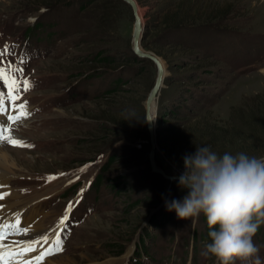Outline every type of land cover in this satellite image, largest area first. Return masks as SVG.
<instances>
[{
  "label": "rangeland",
  "instance_id": "rangeland-1",
  "mask_svg": "<svg viewBox=\"0 0 264 264\" xmlns=\"http://www.w3.org/2000/svg\"><path fill=\"white\" fill-rule=\"evenodd\" d=\"M135 2L143 29L139 49L163 67L151 110L153 162L170 179L152 171L148 162L144 114L156 68L131 53L129 7L120 0L66 5L0 0V53L8 46L0 68L23 69L22 76L19 71L13 75L32 87L24 92L21 84L17 101L33 106L28 123L16 121L10 127L15 139L31 147L0 143L15 163L4 187L20 198L10 213L34 217L32 223L40 221L46 232L48 241L37 243L42 247L38 256L57 235L63 242L62 251L45 255L42 264H186L195 256L197 264H216L215 258L202 255L209 243L202 238L207 223L164 210L165 200L182 201L187 194L178 186L183 158L197 147L218 155L264 157V0ZM35 20L41 27L30 30ZM240 66L246 67L233 70ZM0 91L7 94L2 81ZM254 130L258 140L246 150L230 143L237 134ZM107 157L112 163L101 174L100 186L87 190L89 180L82 177L73 196L78 183L68 188L67 173L83 172L92 164L88 176L93 179ZM54 173L59 174L49 184L28 179ZM66 211L68 222L60 225ZM151 217L155 227L148 225ZM24 236L9 235L14 241ZM138 237L142 247L133 256ZM253 243L264 264V224ZM119 246H125L123 253L111 254Z\"/></svg>",
  "mask_w": 264,
  "mask_h": 264
},
{
  "label": "clouds",
  "instance_id": "clouds-1",
  "mask_svg": "<svg viewBox=\"0 0 264 264\" xmlns=\"http://www.w3.org/2000/svg\"><path fill=\"white\" fill-rule=\"evenodd\" d=\"M183 160L178 186L187 194L182 201L165 200L166 210L184 220L203 214L211 240L202 252L206 259L215 258L216 264H262L253 237L264 224V157L243 152L218 155L197 147Z\"/></svg>",
  "mask_w": 264,
  "mask_h": 264
},
{
  "label": "snow or ice",
  "instance_id": "snow-or-ice-1",
  "mask_svg": "<svg viewBox=\"0 0 264 264\" xmlns=\"http://www.w3.org/2000/svg\"><path fill=\"white\" fill-rule=\"evenodd\" d=\"M8 46H5L4 53H0L3 55L7 52ZM23 63V60L20 61ZM19 71L21 76L23 74V69L13 68L9 65L7 68H0V81L3 82L5 88H7V97L5 98V94L3 91H0V116L6 117L7 122L12 123L15 121L21 120L23 117L28 115L27 112V105L26 102L24 104L16 105L15 101L20 98V85L23 84V91L27 92L32 87L31 82L23 79L18 80L13 75L14 72ZM5 99L12 105V110L17 112V115H8V108L5 104ZM9 129L5 125L3 121H0V142L7 141L8 143L12 144L13 146L17 147H31L30 145H25L24 142L19 141L17 139H12L8 135ZM49 179H54V177H50ZM4 194H0V199H3ZM2 207V205H0ZM71 205H69L68 211L70 212ZM67 216L60 220V225H63L65 220H67ZM27 229H21L19 227V216L15 217V223H0V264H9V260H16L17 264H20V258L24 256L25 253L29 251H34V245L39 243V240L33 241L31 243L25 244L20 252H12L11 246L6 245L3 241L6 239L7 236L10 234H26ZM44 242L48 241V237L45 236ZM62 244L63 242L57 235L56 239L53 241V246L50 247L46 252L41 253L39 256L35 258V264H42L45 255H52L55 252L62 251ZM25 264H33V261H27Z\"/></svg>",
  "mask_w": 264,
  "mask_h": 264
},
{
  "label": "bare ground",
  "instance_id": "bare-ground-1",
  "mask_svg": "<svg viewBox=\"0 0 264 264\" xmlns=\"http://www.w3.org/2000/svg\"><path fill=\"white\" fill-rule=\"evenodd\" d=\"M134 4L136 5V8H135L136 15H137L139 22H140V17L138 15V11H137L138 6H137L135 0H134ZM140 27H141V22H140ZM140 27H139L140 34H138V36L135 37V40H134L135 50H136V53L138 55L144 54L141 51V49H139L140 37L143 34V29L141 30ZM158 62L160 64V68H161V72H162V79H163V67L161 66L162 65L161 62L160 61H158ZM155 97L151 101L149 100V102L147 103V109L149 111V118H152L151 117L152 116L151 110H152V103H153ZM9 107H12V106H9ZM11 111H12V113L14 112L13 110H11ZM15 113L16 112H14V114ZM149 124H150V127L152 128V122H149ZM11 135H12V133H11ZM151 136L153 138L154 134L152 133ZM6 151L7 150H5L3 146H0V194H4L2 188L6 184L7 178L10 177V174H8V172H11L10 167L15 166L14 161H12L10 156L7 155ZM19 202H20V198L17 199L16 193H13L12 190L10 191L9 196L4 201H0V205H2V207H0V223H7V221L13 222V221H11V215H10L9 211L12 212L14 209H16V206L18 204H20ZM19 216L21 219V220H19V224L20 225L23 224V225H27V226L30 225V226H32V229L28 230L27 233L25 234V236L22 239H20L19 241H17L18 244L11 245V251L14 253L20 252L25 244L31 243V242L36 240L37 233L43 232L42 224L40 221L32 223L34 220V217H24L23 215H19ZM37 250H38V248H36L34 251H32L30 253L29 252L25 253L24 256L22 258H20V264H25V262H27V261H33V264H34V259L38 256ZM28 258H30V259L27 260ZM46 262H50V260H47ZM12 263L17 264V261L10 259L9 264H12ZM52 264H54V263H52Z\"/></svg>",
  "mask_w": 264,
  "mask_h": 264
},
{
  "label": "water",
  "instance_id": "water-1",
  "mask_svg": "<svg viewBox=\"0 0 264 264\" xmlns=\"http://www.w3.org/2000/svg\"><path fill=\"white\" fill-rule=\"evenodd\" d=\"M120 1H122L124 4H126L129 7V9L131 11L132 18H133L134 31H133V36H132V49H131L132 55L135 56L136 58L139 57V58H143V59L151 61L155 65V68H156V74H155L154 82H153V85H152L151 90L149 92V96H148L146 103H145L144 119H145L146 130L149 133V151H148L149 166H150V169L152 171L159 172L156 169V167L154 166V162H153L154 142H153V138L151 136V134L153 133V128L150 127L149 121L147 120L149 118V111L147 109V103L149 102V100L151 101L155 96L158 95V92H159L160 88L162 87V72H161L160 64L155 57H153L147 53L141 54V55H138L136 53L135 46H134V40H135V37H137L138 34H140V31H139L140 22H139L137 15H136V10H135L136 5L134 4V0H120ZM140 39H141V37H140ZM160 173L161 172H159V174ZM161 175L164 177V179H170V177H167L166 175H163L162 173H161Z\"/></svg>",
  "mask_w": 264,
  "mask_h": 264
},
{
  "label": "trees",
  "instance_id": "trees-1",
  "mask_svg": "<svg viewBox=\"0 0 264 264\" xmlns=\"http://www.w3.org/2000/svg\"><path fill=\"white\" fill-rule=\"evenodd\" d=\"M54 1L56 3H63V4H69V2L71 3L72 0H51ZM39 2V1H38ZM41 3V2H39ZM43 5V4H41ZM45 5V4H44ZM49 7V6H48ZM177 28V27H176ZM102 64H107L106 62L102 63ZM108 69V68H106ZM258 140V136H257V131L254 130V133L252 132H241L240 134H237L236 136H234V139L232 141H230V143L233 144V147H235L236 149H242V151L246 150L247 148L251 147L254 145V143ZM234 148V149H235ZM109 157H107L106 161L104 162V164L101 166V168L99 169L98 173L95 176V180L93 183L94 187H97L100 185L101 181H102V176L101 174L109 167V164L112 163V161H110V158L108 160ZM163 207L160 209L162 210ZM164 210H166V207L164 208ZM167 214H170L169 211H167ZM202 219H206L203 214H201ZM156 218L155 217H151L149 225L155 227L156 226ZM133 231V230H132ZM149 233H143V236L147 237ZM141 237H138V247H136V252L134 253L135 255H137V251L139 249H141L142 245H141ZM144 241V240H143ZM125 246L122 247H115L114 251L111 252V254H121L123 249ZM116 255V256H117Z\"/></svg>",
  "mask_w": 264,
  "mask_h": 264
}]
</instances>
